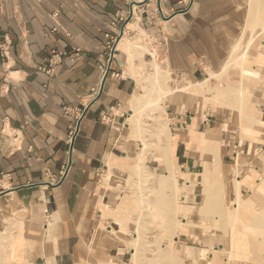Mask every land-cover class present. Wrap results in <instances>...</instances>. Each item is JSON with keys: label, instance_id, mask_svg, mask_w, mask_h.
<instances>
[{"label": "crops", "instance_id": "obj_1", "mask_svg": "<svg viewBox=\"0 0 264 264\" xmlns=\"http://www.w3.org/2000/svg\"><path fill=\"white\" fill-rule=\"evenodd\" d=\"M242 23L235 0H0V264H130L145 231L129 184L141 68L153 51L185 86L219 67ZM165 109L188 183L206 117L188 91Z\"/></svg>", "mask_w": 264, "mask_h": 264}, {"label": "rangeland", "instance_id": "obj_2", "mask_svg": "<svg viewBox=\"0 0 264 264\" xmlns=\"http://www.w3.org/2000/svg\"><path fill=\"white\" fill-rule=\"evenodd\" d=\"M235 1L242 13V28L214 72L176 87L164 60L151 51L153 57L146 59L137 78L139 90L133 97L130 126L142 145L129 184L142 203L137 218L145 231L139 230L131 239L135 250L130 264H259L262 258L252 242L264 234L255 222L263 205L255 195L264 200V4ZM258 9L252 26L250 16ZM141 35L145 37L142 31ZM143 37L135 44L141 54L148 52ZM225 66L231 70L228 75L223 72ZM186 91L206 117L196 129L200 151L194 140L187 142L199 157L192 177L186 175L188 183L173 165L176 139L165 111L167 97ZM203 145L213 153L214 169L206 173L210 177L202 171ZM155 157L167 162L163 174L149 169Z\"/></svg>", "mask_w": 264, "mask_h": 264}, {"label": "bare ground", "instance_id": "obj_3", "mask_svg": "<svg viewBox=\"0 0 264 264\" xmlns=\"http://www.w3.org/2000/svg\"><path fill=\"white\" fill-rule=\"evenodd\" d=\"M262 2L263 4H264V0H257V2ZM259 3V4H260ZM261 5V4H260ZM258 6V5H257ZM256 6V7H257ZM264 6V5H263ZM262 6V7H263ZM134 8V7H133ZM253 8V7H252ZM263 12H264V10H263V8L261 9ZM134 12V11H133ZM258 12H259V9H258V11H256L255 13L253 12V14H251V21L249 22V23H252V26H253V24L255 23V21L258 19ZM261 13V12H260ZM258 15V16H257ZM263 14H261V16H262ZM261 19H263L262 17H261ZM260 19V20H261ZM259 22H257V24H258ZM250 25V24H249ZM248 25V26H249ZM255 25H256V23H255ZM247 26V27H248ZM255 27V26H254ZM249 28V27H248ZM250 28H252V27H250ZM255 30V29H254ZM258 36V35H257ZM139 38V37H138ZM138 38H136V36L135 37H133V42H136L137 41V39ZM250 41H251V39H250ZM130 44V43H129ZM229 67L228 66H225L224 67V71L223 72H225V73H227V75L228 74H230L231 72V70L230 69H228ZM227 71V72H226ZM236 71V70H235ZM236 74V73H235ZM226 75V74H225ZM226 75V76H227ZM241 78V77H240ZM234 80V79H233ZM236 80H238V79H236ZM235 80V81H236ZM235 81H234V83H235ZM238 82V81H237ZM192 84V83H191ZM235 84H237V83H235ZM189 85V84H188ZM193 85V84H192ZM189 87H191V86H189ZM194 87V86H193ZM185 88H188V86H186ZM192 88V87H191ZM230 89V88H229ZM228 89V90H229ZM227 90V91H228ZM233 90V89H232ZM239 91V90H238ZM232 92H237V91H232ZM240 92V91H239ZM231 93V92H230ZM242 94V93H241ZM203 150H204V153H203V155H202V158H203V163H204V167H203V170L202 171H204L205 172V174L208 172H210V171H212L213 169H214V163H213V153L211 152V150L209 149V146H207V145H203ZM216 154V153H215ZM216 158V157H215ZM210 170V171H209ZM128 172V171H127ZM204 174V173H203ZM211 174V173H210ZM209 176V174H206V176ZM210 177V176H209ZM163 178V177H162ZM205 178V177H204ZM210 179V178H209ZM208 179V180H209ZM237 179V178H236ZM211 180V179H210ZM166 181V180H165ZM167 182V181H166ZM165 183V182H164ZM164 183H161V184H164ZM218 195V194H217ZM216 195V196H217ZM214 196V195H213ZM213 196H212V199H213ZM216 196H215V199H216ZM237 196V195H236ZM256 196V199L258 200V201H260V203H262L263 205H262V209H261V211H260V213H258V215L256 216V219H255V222L260 226V227H262L263 229H264V200L262 199V197H260V196H257V195H255ZM254 197V196H253ZM210 198H211V195H209V197L205 200V204L204 205H206V203H208V201L210 200ZM218 200V199H217ZM216 200V201H217ZM263 200V201H262ZM219 201V200H218ZM215 202V201H214ZM256 202V201H255ZM211 203V202H210ZM259 203V202H258ZM257 203V204H258ZM256 204V205H257ZM214 205H216V203L214 204ZM213 204L212 205H210V206H214ZM236 206H238V205H236ZM164 208V207H163ZM205 208V207H204ZM203 208V209H204ZM207 208H208V205H207ZM207 208H205V209H207ZM237 208V207H236ZM235 208V209H236ZM202 209V208H201ZM200 209V210H201ZM203 209H202V211H203ZM212 209V208H211ZM211 209H209V210H211ZM251 209V208H250ZM258 209V208H257ZM208 210V211H209ZM237 210V209H236ZM256 210V209H255ZM207 211V212H208ZM216 212V211H215ZM203 213V212H202ZM217 213V212H216ZM244 214V213H243ZM216 216H217V214H216ZM254 217V216H253ZM218 218V217H217ZM216 218V219H217ZM223 218V217H222ZM244 219H245V217H244ZM250 219V218H249ZM248 220V219H247ZM250 221V220H249ZM225 222V221H224ZM252 221H250V223H251ZM255 223V224H256ZM220 224V223H219ZM222 225H223V223H221ZM220 224V225H221ZM255 226V225H254ZM258 226V227H259ZM170 234V233H169ZM232 235V234H231ZM163 241V240H162ZM253 244H254V248L256 249V250H261V252H262V258L259 260V264H264V234L263 235H261V236H259V237H256V239H253V242H252ZM230 253H231V251H230ZM252 254V253H251ZM258 254V253H257ZM168 255H170V254H168ZM260 255V254H259ZM212 256V255H211ZM150 257V256H149ZM147 259V258H146ZM154 260V259H153ZM168 260V259H167ZM210 260H213V257H212V259H210ZM199 261V260H198ZM209 261V260H208ZM229 261V260H228ZM258 262V261H257ZM168 263V262H167ZM206 263H208V262H206ZM163 264V263H162ZM186 264V263H185ZM226 264H228V263H226Z\"/></svg>", "mask_w": 264, "mask_h": 264}, {"label": "built area", "instance_id": "obj_4", "mask_svg": "<svg viewBox=\"0 0 264 264\" xmlns=\"http://www.w3.org/2000/svg\"><path fill=\"white\" fill-rule=\"evenodd\" d=\"M132 14H133V13L131 12V15H132ZM128 18H129V16L126 17L125 20H127ZM109 49L111 50L112 53L114 52V47H112L111 45H109Z\"/></svg>", "mask_w": 264, "mask_h": 264}, {"label": "water", "instance_id": "obj_5", "mask_svg": "<svg viewBox=\"0 0 264 264\" xmlns=\"http://www.w3.org/2000/svg\"><path fill=\"white\" fill-rule=\"evenodd\" d=\"M100 90H102V86L100 87Z\"/></svg>", "mask_w": 264, "mask_h": 264}]
</instances>
